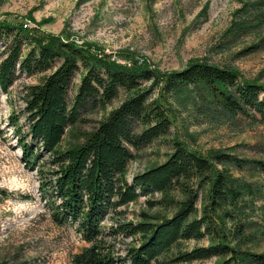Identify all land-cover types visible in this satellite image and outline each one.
Returning <instances> with one entry per match:
<instances>
[{
	"label": "trees",
	"instance_id": "trees-1",
	"mask_svg": "<svg viewBox=\"0 0 264 264\" xmlns=\"http://www.w3.org/2000/svg\"><path fill=\"white\" fill-rule=\"evenodd\" d=\"M250 9L238 11L229 31L234 37L264 23V6L255 4ZM1 41L5 44L0 89L5 94L18 73L32 77L54 69L43 83L29 88L23 110L28 132L16 113L10 114L8 125L17 136L25 167L41 176L42 199L53 223L74 227L87 244L71 256L70 264H153L183 242L206 239L209 245L179 251L170 263L216 258L218 264H264V253L244 249L249 239L244 223L234 233L227 232L225 211H221L229 207L245 211L253 195L246 179L235 177L232 168L264 170V162L220 151L203 154L176 141L163 164L130 182L126 178L136 154L167 135L178 112L192 111L210 122L245 116L264 124V84L243 78L234 68L206 61L169 73L147 64L126 67L100 59L89 47L64 42L60 36L34 33L2 20ZM82 71L70 103L74 79ZM121 95L120 106L93 133L61 149L66 135L84 122L85 115ZM204 190L206 201L199 211ZM175 193L181 201L171 197ZM157 194L161 200L153 199ZM142 198L151 209L175 206V213L171 217L142 213L137 223L117 219L123 208ZM107 219L113 225L105 228ZM118 237L132 240L124 256L115 249Z\"/></svg>",
	"mask_w": 264,
	"mask_h": 264
},
{
	"label": "rangeland",
	"instance_id": "rangeland-1",
	"mask_svg": "<svg viewBox=\"0 0 264 264\" xmlns=\"http://www.w3.org/2000/svg\"><path fill=\"white\" fill-rule=\"evenodd\" d=\"M255 4L264 6V0H0V20L23 27L29 22V28L25 29L31 32L60 36L64 42L89 47L100 59L126 67L147 64L151 69L169 73L181 71L194 61H206L234 68L243 78L264 84V23L257 30L236 37L229 33L238 11ZM4 44L0 42V58ZM52 72L54 69L32 77L18 73L8 94L0 89V263L70 264L71 256L87 246L74 227L53 223L42 199L41 176L25 167L17 136L8 125L10 114L16 113L20 115L23 131L28 132L23 110L29 88L43 83ZM83 75L84 71L74 79L70 103ZM122 101L123 95L85 115L84 122L66 135L61 149L83 141ZM176 141L203 154L220 151L264 162V124L245 116L230 122H210L192 111H182L177 113L167 135L136 154L129 164L127 180L130 182L136 175L163 164L173 153ZM232 172L235 177L246 179L253 195L245 211L232 207L221 210L225 211L224 229L234 233L244 223L249 238L244 249L262 254L264 170L232 168ZM205 194L206 190L198 202L199 211L203 210ZM171 197L182 200L179 193ZM161 198L157 194L153 199ZM121 212L117 219L137 223L142 213L171 217L175 206L159 205L151 209L142 198ZM111 225L113 221L107 219L104 227ZM114 244L116 252L124 256L132 240L118 237ZM207 245L208 239L183 242L153 264H218L220 260L216 258L170 263L179 251Z\"/></svg>",
	"mask_w": 264,
	"mask_h": 264
},
{
	"label": "built area",
	"instance_id": "built-area-1",
	"mask_svg": "<svg viewBox=\"0 0 264 264\" xmlns=\"http://www.w3.org/2000/svg\"><path fill=\"white\" fill-rule=\"evenodd\" d=\"M24 28H29V22L24 25ZM113 59H115L117 62L120 61L117 56H114Z\"/></svg>",
	"mask_w": 264,
	"mask_h": 264
}]
</instances>
